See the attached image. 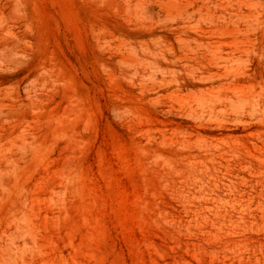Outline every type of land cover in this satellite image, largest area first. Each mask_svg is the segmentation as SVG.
<instances>
[{"label":"rangeland","instance_id":"374dc122","mask_svg":"<svg viewBox=\"0 0 264 264\" xmlns=\"http://www.w3.org/2000/svg\"><path fill=\"white\" fill-rule=\"evenodd\" d=\"M0 264H264V0H0Z\"/></svg>","mask_w":264,"mask_h":264}]
</instances>
